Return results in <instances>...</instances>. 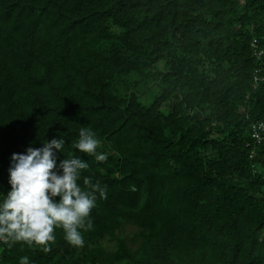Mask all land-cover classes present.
Masks as SVG:
<instances>
[{
  "label": "trees",
  "instance_id": "trees-1",
  "mask_svg": "<svg viewBox=\"0 0 264 264\" xmlns=\"http://www.w3.org/2000/svg\"><path fill=\"white\" fill-rule=\"evenodd\" d=\"M252 40L264 0H0V194L13 153L60 137L106 192L83 246L55 228L48 251L0 241V264H264ZM82 126L105 161L71 148Z\"/></svg>",
  "mask_w": 264,
  "mask_h": 264
},
{
  "label": "clouds",
  "instance_id": "clouds-1",
  "mask_svg": "<svg viewBox=\"0 0 264 264\" xmlns=\"http://www.w3.org/2000/svg\"><path fill=\"white\" fill-rule=\"evenodd\" d=\"M263 55L264 51L259 59ZM99 143L94 130L82 126L71 148L103 162L107 155L97 152ZM64 150L65 139L60 137L12 154L7 181L10 190L0 194V241L25 242L48 251L56 239L54 229L62 228L69 245L83 246L82 230L93 226L90 213L96 207L97 193L105 197L106 192L98 183L93 184L91 177L83 178L82 188L78 181L89 164L78 156L57 163V154ZM19 264H30L29 257H21Z\"/></svg>",
  "mask_w": 264,
  "mask_h": 264
},
{
  "label": "built area",
  "instance_id": "built-area-1",
  "mask_svg": "<svg viewBox=\"0 0 264 264\" xmlns=\"http://www.w3.org/2000/svg\"><path fill=\"white\" fill-rule=\"evenodd\" d=\"M250 46L254 51L255 56H257L258 58L262 56L263 51L259 50L258 41L252 40ZM250 137L252 142L256 146L260 145L264 141V122H258L251 126Z\"/></svg>",
  "mask_w": 264,
  "mask_h": 264
}]
</instances>
